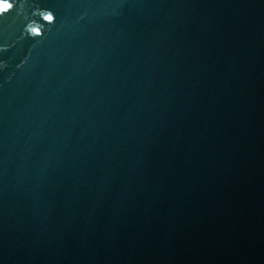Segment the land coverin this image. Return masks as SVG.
<instances>
[{
	"label": "water",
	"instance_id": "1",
	"mask_svg": "<svg viewBox=\"0 0 264 264\" xmlns=\"http://www.w3.org/2000/svg\"><path fill=\"white\" fill-rule=\"evenodd\" d=\"M0 264H264V0H0Z\"/></svg>",
	"mask_w": 264,
	"mask_h": 264
}]
</instances>
